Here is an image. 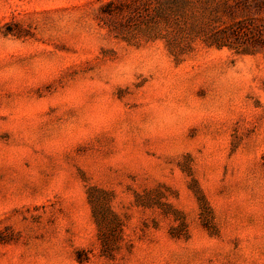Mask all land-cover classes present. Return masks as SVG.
<instances>
[{
  "label": "rangeland",
  "instance_id": "rangeland-1",
  "mask_svg": "<svg viewBox=\"0 0 264 264\" xmlns=\"http://www.w3.org/2000/svg\"><path fill=\"white\" fill-rule=\"evenodd\" d=\"M107 1L0 0V264H264V0Z\"/></svg>",
  "mask_w": 264,
  "mask_h": 264
},
{
  "label": "trees",
  "instance_id": "trees-1",
  "mask_svg": "<svg viewBox=\"0 0 264 264\" xmlns=\"http://www.w3.org/2000/svg\"><path fill=\"white\" fill-rule=\"evenodd\" d=\"M146 1V0H144ZM153 1V0H152ZM156 1L155 3L156 5V12L159 14H165L166 13V8H169L171 6H177L175 4H173V2H175V0H154ZM141 2V1H140ZM135 4V0L133 1L132 4H130V6L134 7ZM129 5H126L124 3H116L115 0H109L105 3H103L100 6V13L101 15L104 16H110V15H115V14H121L124 9H132ZM229 33H219V32H215L209 36H205V38H203V42L207 45V46H212L214 45L216 48H221L223 46H228L231 47V44H229V42H226L229 39Z\"/></svg>",
  "mask_w": 264,
  "mask_h": 264
}]
</instances>
